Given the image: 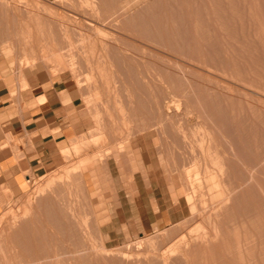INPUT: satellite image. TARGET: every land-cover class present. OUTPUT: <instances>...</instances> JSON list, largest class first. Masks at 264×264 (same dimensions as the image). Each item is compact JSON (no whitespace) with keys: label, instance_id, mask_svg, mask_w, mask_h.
<instances>
[{"label":"rangeland","instance_id":"374dc122","mask_svg":"<svg viewBox=\"0 0 264 264\" xmlns=\"http://www.w3.org/2000/svg\"><path fill=\"white\" fill-rule=\"evenodd\" d=\"M0 61L86 121L0 212V264H264V0H0Z\"/></svg>","mask_w":264,"mask_h":264},{"label":"crops","instance_id":"0c3cea01","mask_svg":"<svg viewBox=\"0 0 264 264\" xmlns=\"http://www.w3.org/2000/svg\"><path fill=\"white\" fill-rule=\"evenodd\" d=\"M23 85L0 61V212L9 199L28 191L32 178L63 166L64 152L86 128L81 93L64 77L28 78ZM153 203L160 211L154 222L166 225L168 217L172 222L177 210L164 208L155 194L139 193L132 208L140 212V223Z\"/></svg>","mask_w":264,"mask_h":264},{"label":"bare ground","instance_id":"6f19581e","mask_svg":"<svg viewBox=\"0 0 264 264\" xmlns=\"http://www.w3.org/2000/svg\"><path fill=\"white\" fill-rule=\"evenodd\" d=\"M84 41H85V40H84ZM84 44H85V43H84ZM62 55H63V54H62ZM26 57H27V56H26ZM28 59H29V58H28ZM60 60L62 61L63 59L61 58ZM28 61H29V60H28ZM62 62H63V61H62ZM19 65H20V64H19ZM62 65H63V63H62ZM60 68H61V67H60ZM203 147H204V146H203ZM219 150H220V149H219ZM210 152H212V151L210 150ZM212 154L214 155L213 152H212ZM212 154H211V155H212ZM213 157H214V156H213ZM213 157H212V159H213ZM210 158H211V157H210ZM215 158H216V157H215ZM216 159H217V158H216ZM216 159H215V160H216ZM218 159H219V158H218ZM218 159H217V160H218ZM220 160H221V159H220ZM214 164H215V163H214ZM220 164H221V163H220ZM219 167H220V165H219ZM214 168H215V167H214ZM210 169H212V168H210ZM215 169H216V168H215ZM217 169H218V168H217ZM194 170H196V169H194ZM221 170H222V168H221ZM254 170H255V169H254ZM223 171H224V170H223ZM194 172H195V171H194ZM194 172H192V174H194ZM221 172H222V171H221ZM224 172H225V171H224ZM224 172H223V173H224ZM195 173H196V172H195ZM209 173H210V172H209ZM211 173H212V171H211ZM219 173H220V172H219ZM254 173H255V172H254ZM190 174H191V173H190ZM192 174H191V177H192ZM216 174H218V173H216ZM216 174H215V176H216ZM259 174H260V173H259ZM194 175H195V174H194ZM197 175H199V176H197ZM200 175H201V174H197V173H196V175H195L196 177H194L193 179L196 178V180H197V177L199 178ZM209 175H210V174H209ZM211 176H212V175H211ZM213 176H214V175H213ZM217 176H218V175H217ZM200 178H201V177H200ZM214 178H216V177H214ZM245 178H246V177H245ZM211 179H213V178H211ZM242 179H243V178H242ZM213 180H214V179H213ZM213 180H211V182L209 181V182H210L209 185L213 186V187L216 188V189L218 188V190H219V192H218V197H222L221 195L224 194L223 189H222V191H220V190H221L220 187H221V184H222V183H221V182H216V181H215L216 179L214 180L215 182H214ZM219 180H220V179H219ZM197 181H198V180H197ZM192 182H193V181H192ZM198 182L200 183V180H199ZM213 182H214V183H213ZM193 183H194V182H193ZM194 184H195V183H194ZM197 184H198V183H197ZM199 185H200V184H199ZM227 185H228V184H227ZM195 186H196V185H194V187H195ZM197 187H198V186H197ZM223 187H224V186H223ZM226 187H227V186H226ZM195 189H196V188H195ZM218 190H217V191H218ZM213 193H215V192L213 191ZM224 195H225V194H224ZM215 196H216V195L214 194V198H215ZM218 197H217V198H218ZM226 197H228V196H226ZM228 200H229V197H228L226 200H224V201H225V204L227 203ZM215 201H216V199H215ZM223 203H224V202H223ZM195 204H196V203H195ZM223 205H224V204H223ZM193 206H196V205H193ZM220 206H221V205H220ZM224 206H225V205H224ZM196 207H197V206H196ZM219 208H220V207H219ZM214 209H215V208H214ZM214 209H213V210H214ZM195 210L198 211L197 209H195ZM211 210H212V209H211ZM199 211H200V210H199ZM212 212H213V211H212ZM210 213H211V212H210ZM211 215H212V214H211ZM209 216H210V215H209ZM203 217H204V216H203ZM207 217H208V216H207ZM207 217H206V218L204 217L206 222H207V220H208L211 216H210L208 219H207ZM201 219H202V221H204L203 218H201ZM206 224H207V223H206ZM204 228H205V227H204ZM195 230H196V229H195ZM197 230H198V229H197ZM205 233H206V235H207V232H205ZM197 236H198V235H197ZM197 236H196V237H197ZM201 236H203V235L201 234ZM207 236H208V235H207ZM207 236H205V237H207ZM205 237L203 238L204 240H205ZM199 238H200V237H199ZM196 239H197V238H196ZM201 239H202V238H201ZM197 240H198V239H197ZM203 242H204V241H203ZM203 242H202V243H203ZM4 243H5V242H4ZM21 243H22V242H21ZM190 243H191V242H190ZM27 245H28V243H27ZM15 247H16V246H15ZM10 250H11V249H10ZM23 251H24V250H23ZM12 254H13V253H12ZM33 256H34V255H33ZM8 259H9V258H8ZM18 260H19V259H18ZM31 261H32V260H31ZM35 261H36V260H35ZM21 263H22V262H21ZM32 264H33V262H32Z\"/></svg>","mask_w":264,"mask_h":264}]
</instances>
